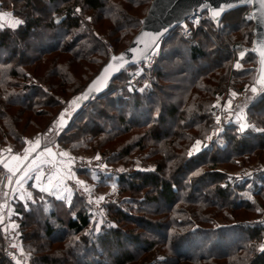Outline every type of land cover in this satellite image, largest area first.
<instances>
[{"label": "trees", "instance_id": "1", "mask_svg": "<svg viewBox=\"0 0 264 264\" xmlns=\"http://www.w3.org/2000/svg\"><path fill=\"white\" fill-rule=\"evenodd\" d=\"M2 1L4 6L12 5L14 15L24 22L14 28L0 29V66L8 68L4 73L0 68V143L20 144L29 131H42L50 137L54 132L53 121L62 111L60 99L68 93L69 96L79 93L89 81L80 85L89 67L100 66L105 59L99 39L92 38L78 19L70 17L71 7H78L82 13L89 12L91 24L97 26L100 37L112 39V44L117 46L114 51L118 53L138 31L145 14L143 8L148 7L151 0ZM245 12L249 10L238 8L228 12L217 26L202 20L190 41L184 40L177 28L174 29L162 43L153 73L165 87L154 94V88L149 93L145 90L128 93L124 85L114 88L117 81L127 83L123 71L111 82L108 91L86 105L57 138L74 152L79 146L89 147V143L101 136H106L102 142L106 145L133 130L139 131L134 142L126 139L120 145L115 161H127L134 152L142 164L149 160L154 168L136 170L130 175L119 174L116 184L120 193H125L126 189L135 194L145 192V199L140 203L144 207L161 204L162 208L152 213L160 219L134 221L139 217L133 219L127 211L109 203L104 208L99 233L93 229L90 233L87 231L86 236L84 233L91 223L82 200L75 196L65 205L48 198L45 203L32 205L29 212L20 210L19 228L24 248L31 247V253L35 252L31 264H74L73 253L79 249L81 253L100 249L98 257L103 258V249L106 253H112L115 246L123 249L120 234L136 249L123 250L112 259V264H151L153 257L148 256L157 253L165 255L159 261L162 264H264V250L260 248L264 244V224L238 223L234 220L241 215L233 213L254 214L257 208L263 211L264 176L260 175L259 180L263 183L253 186V201H250L242 196L236 198L234 192L247 191L241 183L235 182V189L231 191L227 175L215 171L225 162L233 164L239 157L248 158L245 154L255 155L254 152L264 149V131L249 129L237 134L236 129L228 128L223 132L222 142L216 139L193 157L183 153L191 140L204 138L208 133L211 116L207 112L211 113V107L207 103L214 94L227 85L236 91L246 82H254L256 71L249 66L250 60H256L253 54H245L240 60L241 68H231L237 59L234 53L240 47L237 42L248 47L252 44L251 17ZM234 14H238V19L228 21ZM122 91L126 97L121 95ZM159 96L162 99L158 101ZM153 101L158 104L160 115L151 123L148 116ZM113 113L117 116L116 122L105 131L97 121L99 118L108 120ZM247 114L253 125L264 129V94H258ZM43 117L46 120L40 123ZM49 128H52L50 133ZM204 166L213 171L194 177L193 173ZM190 175L192 182L188 186L183 181ZM177 203L182 205L174 211ZM176 215L187 217L177 219ZM218 215L229 223L211 231L193 225L210 223ZM107 219L155 231L147 236L146 232L144 235L133 231L125 234ZM39 224L42 238L49 244L55 242L61 246L49 248V245L38 244L34 240L37 229L33 228H38ZM189 225L191 227L184 231ZM58 233L79 239L67 242L65 237H56ZM157 247L165 249H155ZM59 256L62 258H56ZM98 257H91L82 264H102ZM0 264L11 263L0 256Z\"/></svg>", "mask_w": 264, "mask_h": 264}, {"label": "rangeland", "instance_id": "2", "mask_svg": "<svg viewBox=\"0 0 264 264\" xmlns=\"http://www.w3.org/2000/svg\"><path fill=\"white\" fill-rule=\"evenodd\" d=\"M2 2L3 1L0 0V10H3V9L7 10L8 13H10L13 16V19H14L13 24L15 21L21 20L20 18H18L14 15L13 10H12L13 9L12 5L4 6L2 4ZM73 7H75V6H73ZM77 8L78 7H76L75 9H77ZM143 10H144L143 12L146 13L147 7L143 8ZM75 14H76V19H78L79 22L82 23L83 26L87 29V33L90 34L92 38L94 37L95 39H99V43L101 44V47H102L103 52L105 54V59L103 60L101 65L100 66L98 65L96 67L91 65L86 72L87 77H83L82 78L83 80L80 79V85H83L88 80H90L97 73L99 68L106 62L109 53H108V50L105 48V45L106 44L111 45L113 49H114V47L117 48V46L114 43H113L114 45L112 44V39L107 38V37H105V38L100 37L101 33L100 32H99L100 34L98 33L99 30H97L98 29V28H96L97 26L95 27V26H93V24H91V19H89V18H91V14L89 12L88 13H82V11L80 10L79 12L76 11ZM77 14H78V17H77ZM246 14L248 15L249 13L247 12ZM237 17H238V14L237 15L234 14L232 17H230L228 19V21H230V19H232V21H235V19L236 20L238 19ZM1 22H2V18L0 16V25H1ZM12 28H14V27H12ZM80 32L81 31L79 30L78 33H80ZM163 41H164V39L158 45V48H157L160 51H161ZM242 43L240 41L237 42V44H240V47L238 48L237 51H235L236 55L234 53V56L237 57V59L235 62L232 63L231 68L236 69L234 67V65L237 62H239L243 66V63L240 60L246 57L245 54L247 52H249L251 44L248 47ZM206 50H208V48ZM240 52H244L243 57H241L239 55ZM114 53H117V52L114 51ZM249 63H250L249 66H251V68H254V70L256 71V68H257L256 60L254 61L252 59V60H250ZM0 68H1L2 73L6 72L8 70L7 66H5V65L0 66ZM256 74H257V71L255 72V77H256ZM88 76H90V77H88ZM251 76H252L251 78H254L253 75H251ZM253 80H255V79H253ZM250 81L239 86L236 91L227 85V87H225L222 91H217L214 94V97L211 99V101L209 103H207L211 107V113H209L210 111L207 112V114L208 115L210 114V116H211L209 131L204 138H194L193 140H191L188 143L189 145L187 146V149L185 151H183V153L185 152V155L187 157H189L187 155L188 151L192 148V146L196 140L201 141L200 152L203 151L204 149H206L209 145H211L216 139H217V141L222 142L223 132H225L226 130H224L222 133H219V134H218V132L216 133V131L214 130L213 107L215 104H218V106L221 105L220 108H222L223 105L226 106L228 104V102L231 101V106H230V108H228L229 112H230V111H232V110H230L231 107H233L234 102L238 98L239 101L237 103L236 109L238 112H241V113L243 112V114H244L243 117L246 116L247 122L250 125L245 131H247L249 129H254L256 132L261 131V130H259L261 128H257V124L253 125V123L250 122V120L248 118V114H247V109H248L249 105H251V103L253 104L255 102V98L258 96V94H262V93H258L257 89H256L255 93L252 92V88L254 87V85H253L254 82L251 83ZM153 84H155L156 86L154 85V87H153ZM123 85H124L125 89L128 91V93H130L128 88L125 86L126 80H121L120 82H118V81L115 82L113 84V87L118 89V88L122 87ZM161 87H165L164 84L159 79L156 80V78L153 77V78H151L150 82H148V84H146V87L143 88V91L145 90V92L149 93V91H151L154 88L153 89V94H154V93H157ZM232 92H236L237 95L235 97H233L231 95ZM124 93L125 92L122 91L121 95H125ZM141 93H142V91H141ZM69 95L70 94L68 93L64 96V98L60 99V103H63V105H61L62 111L67 109V102L72 97V95L71 96H69ZM125 97H126V95H125ZM159 99H162V96L157 97L158 101H159ZM152 103H154V105L152 106V108H151V106H149L150 110H149V116L148 117L150 118L151 123H154V121H156L157 117H159V115H160V110L158 109V104H155L154 101ZM231 114H232V112H231ZM116 117H117L116 114L113 113L112 116L110 117V118H113V120H110V118L108 120H105V119L101 120V118H99L97 122L99 123V125H103V129L105 131H107L108 127L113 126V124L116 122V120H115ZM45 120H46L45 117L41 118L40 123L45 122ZM239 123H237L238 126H239ZM151 125H153V124H151ZM230 128L236 129L237 134L238 133L242 134L245 132V131L244 132L238 131L239 127L236 128V127L232 126ZM55 132H56V129L54 128V132L51 133V136L46 137L42 133V131L37 132V133L29 131V133H27L22 138V141L20 144H17L15 142H11V141H7L4 143H0V146L11 145L13 151H11L10 155H17V154H21V153L24 154L23 148H25V147L31 148V145H32V143L26 144V142L24 140L32 138L33 142L39 141V148H37L36 152H33L31 154V156L29 157V158H33L34 156H36L37 152H42L44 147H47L48 143L53 142L54 139H56L55 138ZM138 133H139V131L133 130L128 135H125V136H122L118 139H115V140H113V142L107 143L106 145H104V144L102 145V142L105 141L106 136H103V137L101 136V137L93 140L91 143H89V145H90L89 147L84 148V146L83 147L79 146V148H77L74 152L71 151L70 149L66 148L62 144H60L58 142V140L56 139V143L61 147L62 151L68 154L67 160L71 159L73 157V158H77L78 161H80V162L92 163L91 169H89V170H82V169L76 170L75 169L76 163L71 164V169L73 168L72 171L75 172V178L71 179V180H73L75 182V180H77L76 177L78 174L82 178L84 176H87V175L94 177V176H92V174L95 176L99 174V177L97 179L93 178L94 179L93 182H88L86 179H83L82 181H84V185L80 186L83 189L87 200L88 201H89V199L92 200L91 204L89 202H88V204H86L84 202V200L82 199V197H80L78 194H73V197H72V199H73L75 196H78V198H80L82 200L81 204L84 205V207L86 208V211L88 212V215H90L89 218H90L91 225L89 226L90 228L89 227L87 228V230L85 231L86 233H84V235H86L88 233L87 231H89V233H90L93 229H95V223L94 222H101L102 221V217H103L104 211H105L104 208L109 203H112L116 207L121 208L124 211H127L128 214H131L130 216H132L133 219H135V217H139L138 219H136L134 221L143 220V221L155 222L160 217V216L155 217L152 213L154 212L155 209L162 208L161 204H159V205L158 204L157 205L151 204L149 206L144 207L140 203H142V200L145 199V196H144L145 192L135 194V193H132L126 189L125 193H120L118 185L116 184V179H117L119 174L130 175L136 170H146V169L152 170L154 168V165L149 160H145L146 162H144L142 164V162L138 159V156L136 155V153L133 154L134 152L132 153V155L130 157H128L127 161H126V159H123L121 161V163L116 162L117 160H116L114 155H117V150L119 151L120 145L123 144L126 139H130V141H133L136 138L135 135H137ZM39 134L42 135V138L40 140L33 139V138H35V136H37ZM216 134H218V135L215 138V140L208 139V137L212 138V136H214ZM40 148H42V149H40ZM200 152H198V153H200ZM198 153H194L193 156L197 155ZM254 154L255 155L245 154L246 156H248V158L239 157L236 160L237 164L236 163L231 164V162H225L223 165H219L215 169V171L225 173L227 175V180H228L227 184H229L228 187L230 188L231 191H233V189H235L233 187V185L236 183H238V184L241 183L240 186H243L247 189L249 194L247 191L234 192L236 194L237 199L244 197L245 199L253 201V198L252 199L248 198L249 196L252 195L251 192L254 188L253 186H259L261 183H263L259 180H261L260 175L264 176V149L258 150L256 152H254ZM97 155H99V157H100L99 160H97L95 158ZM91 161H93V162H91ZM100 161H102L101 164H100ZM101 165H104L106 167L102 168ZM119 169H123V171H118ZM110 170H114L118 174L108 175ZM3 171L7 172V170L1 169L0 174ZM204 171L205 172L206 171H213V169H211L208 166L201 167V168H199L198 171L195 172L194 177L199 176V175H203L205 173ZM99 178H102L103 180H101ZM191 178H192V176L190 175L188 178H186L183 181V183L188 184V186H189L190 183L192 182V180H190ZM14 179L15 178H13V180ZM113 184L116 185L115 190H113V187H112ZM224 186H225V184L222 185V187H224ZM10 187H11V183L8 182L7 190H6V192H4L2 194L4 197L3 200L5 201V205L8 206L9 211H5L4 213H2L1 212L2 210H0V213H1L0 214V222L5 217H7L8 218V221H7L8 224L10 226L16 228L17 231L20 233V235H21V237H20L21 238V247L18 250H19V253L22 255V258H23L22 264H31V259L34 257V256L32 257V255L33 254L35 255V252L31 253V250H30L31 247L27 249L28 246L27 247L25 246V248H24L23 240H22V232H21V229L19 228V220H20L19 217H22V214L16 213V211L13 207V206H15V204H13L14 200L10 197V194L12 193ZM85 187H87L88 191L84 190ZM202 187H203V184H202ZM5 193H7V195H5ZM99 196H104V200L100 201L99 203H96V198H98ZM47 198H50V197H47ZM47 198L45 200L40 198L39 200L35 201V204L45 203ZM9 199H10V201H9ZM258 204L260 206H262L261 203H258ZM181 205H182L181 203L175 204L174 205V211L178 210ZM9 207H11L12 209H9ZM205 213H206V211L204 212V214ZM233 213L238 215V216L241 215L240 218H238L237 220H234L238 223L240 221H245V222H249L251 224L254 222L264 224V223H261V221H264V209H263V211H260V212L256 211V213H254V214L248 213V214L243 215L242 212H240V213L233 212ZM175 217L177 219H185L187 216L185 217V215H176ZM108 219H107L108 223H110L112 226L114 225V227L118 228L121 232L125 231V234H127L126 232H128V231L129 232L133 231L134 234L144 235L143 233L146 232L145 236H147L148 233L152 234L155 231L152 229L149 231L148 230L147 231L142 230V228H141L142 226H140V225H134V224L124 223V222L123 223H121V222L117 223L116 221H111V220L109 221ZM211 222L210 223H193V225H194V227H200V228L208 229V231H211L217 227H220L221 225H224L225 223H229L228 221L224 222L223 219L219 217V215L217 216V218H214L213 220H211ZM39 226L41 227V225L39 224L38 228H36V227L33 228V230L37 229V231H35L34 240H36V242L38 244L40 243V245H41V243H43L44 245H49V248H57V247L61 246L60 244H57L55 242L49 244L48 243L49 241L47 239H45L44 237L42 238L43 233H42L41 229H39ZM190 227H191V225L187 226L184 231H186ZM194 227H192V228H194ZM180 231H181V229H180ZM61 236L65 237V240L67 242L76 240L75 239L76 237H73V236L65 234V233L64 234L58 233L56 235V237H61ZM119 237H120L121 244H122L121 246L123 247V249H118L115 246V248L111 251L112 253H109V252L106 253L105 250L103 249V251H104L103 252L104 253L103 258L101 256H99L100 258L98 257V254H100V249H94V251L92 249H89V253H87V252L81 253L80 252L81 249H79V251H75L73 253L74 257L72 259L75 262L74 264H82L86 261H90L91 257L95 258V259H97V257H98L101 261H103L102 264H112L111 263L112 259L116 258L117 255L120 252H122L123 250H129L131 252L135 251V249H136L135 246H132L130 244V242H128V238H125L121 234ZM32 240H31V242H33ZM62 246H63V244H62ZM189 248H191V247H189ZM155 249H165V248L157 247ZM47 250H49L50 252L53 251V249H47ZM49 254H51V253H49ZM4 255H5V249L3 248V240L0 238V256H3V258H5ZM106 257H107V260L105 259ZM148 257H153L152 260H154V261H152L151 264H162V263H159V261L164 259L165 255H163V253H157L153 256L149 255ZM56 258H62V257L59 256ZM144 258H146V256ZM64 263L70 264L69 262L68 263L64 262ZM180 264H182V263H180Z\"/></svg>", "mask_w": 264, "mask_h": 264}, {"label": "water", "instance_id": "3", "mask_svg": "<svg viewBox=\"0 0 264 264\" xmlns=\"http://www.w3.org/2000/svg\"><path fill=\"white\" fill-rule=\"evenodd\" d=\"M230 5V6H229ZM221 6L224 10L219 17V22L222 17L231 11L238 8H248L252 22V39L249 54H253L257 61V74L254 80V87L257 90H264V84L259 83L260 76L264 72V57L260 55L264 51V0H249V2L241 3L240 0H151L145 15L140 19L138 31L132 36L128 45L118 53L111 52L108 54L106 62L99 68L97 73L86 83L82 90L72 96L67 102L66 125L70 123L74 117L81 112L86 105L103 96L113 80H115L123 71L132 67L146 59L144 53L147 51V56L153 51L151 48L146 49V44H151L153 36H142V33L159 34L156 37V44L159 45L167 35L176 29L183 21L190 17H196L203 13H207L210 18L212 9H219ZM214 26L218 24L213 22ZM134 49L135 51H132ZM123 55L127 63L124 64L119 71H112L107 75L104 83L99 85L100 91L88 92L89 86L94 80L103 73L104 68L112 63L115 65L117 61H113L112 57L119 58ZM82 93H88L86 99H81L75 107L71 102L79 97ZM49 131V130H48ZM52 131H49V133Z\"/></svg>", "mask_w": 264, "mask_h": 264}, {"label": "snow or ice", "instance_id": "4", "mask_svg": "<svg viewBox=\"0 0 264 264\" xmlns=\"http://www.w3.org/2000/svg\"><path fill=\"white\" fill-rule=\"evenodd\" d=\"M241 3L249 2V0H240ZM230 6V5H229ZM224 10V7L221 6L219 9H212L210 12V18L213 20V22L219 24V17L221 16L222 12ZM77 12L80 11L79 8L76 9ZM91 19V18H89ZM24 21L23 20H18L15 21L12 27H15L17 24H22ZM186 27V26H185ZM153 36V40L151 44H146L145 48L149 49L151 48L153 51H155V48L158 47L156 44V37L159 36V34H149V33H142V36ZM132 51H135L132 49ZM145 57H147V51L144 53ZM239 55L241 57L244 56V52H240ZM262 57H264V51L260 53ZM113 61H117L115 65L112 63H109L103 70V73L101 74L100 77L97 78V80H94L92 84L88 88V92L100 91L99 85L101 83H104L107 79V75L112 72V71H119L120 68L124 66L127 61L124 59L123 55H121L119 58L116 56L112 57ZM235 68L239 69L242 67V65L237 62L234 65ZM259 83L264 84V72H262L260 76ZM131 90V89H129ZM47 91V89H45ZM143 91V89H141ZM252 92H256V88H252ZM231 95L235 97L237 95L236 92H232ZM88 97V93H82L79 97H76L72 102V106L75 107L79 104V101L81 99H86ZM231 106V101L228 102V104L225 106L226 108H230ZM215 107V106H214ZM68 110L65 109L59 114V118L57 120L53 121V127L56 129L57 132L61 131L65 126H66V112ZM231 114V113H230ZM217 124L220 123V117L216 116L215 117ZM238 120L240 121L239 123V128L238 131L244 132L250 125L247 122L246 116L244 117H238ZM254 127V126H253ZM261 131H264V129H259ZM49 131H52V128H49ZM218 131V130H217ZM208 139H211V137H208ZM37 148H39V141H35L32 143V147L28 148L25 147L23 148L24 155L23 157L17 156V155H10L7 159H0V165L4 169L7 170L9 173L8 175V181L9 183L12 182L13 178H15V184L18 185L20 188L24 187V184L27 180L32 179L34 183L31 185V187L38 189L40 192L44 193L47 192L50 195L53 192L59 193L62 189L65 191L69 192V195H71L70 190L67 188V185L65 184L66 180H71L75 178V172L72 171L71 169V159H68L64 161L65 164L68 165L67 168L63 166V164H60V166L57 167V164H59L58 161H56L55 157H67L68 154L65 152H59V153H54L50 147H44L42 152H37L36 156H34L31 160H29L30 155L33 152H36ZM201 150V141L196 140L195 143L193 144L192 148L188 151L187 155L189 157H192L194 153H198ZM8 151L11 153V149H8ZM43 157V158H42ZM97 160L100 159L99 155L95 157ZM29 161L27 165L24 167H19L21 161ZM11 161H15L16 163L13 164ZM45 163H52L53 166L56 168L55 172L48 171L47 173L45 172L43 165ZM101 167H106L104 165H101ZM118 171H123V169H119ZM195 175V172L193 173ZM75 183L78 186H83L84 181L82 180H75ZM113 190L116 189V185H112ZM85 191H88L87 187L84 188ZM15 192V189H14ZM7 195V193H5ZM23 199V197H21ZM249 199H252L251 196L248 197ZM27 199H32L31 194L29 193L27 196ZM104 200V196H99L96 198V203H99L100 201ZM90 204L92 203V200L89 199L88 201ZM2 207V205H0ZM257 212H260L261 209L257 208ZM95 223V231L99 233L100 231V223L101 222H94ZM261 223H264V221H261ZM114 226V225H113ZM75 239H79L76 237ZM261 250H264V244L260 246ZM18 264V262H17Z\"/></svg>", "mask_w": 264, "mask_h": 264}, {"label": "built area", "instance_id": "5", "mask_svg": "<svg viewBox=\"0 0 264 264\" xmlns=\"http://www.w3.org/2000/svg\"><path fill=\"white\" fill-rule=\"evenodd\" d=\"M76 7H71V11H70V17L75 18L76 19V14H75V9ZM0 16L2 18V22L0 25L1 29H5V28H12L13 25V16L8 13L7 10H0ZM78 17V14H77ZM202 20L205 21H211L208 14L207 13H203L199 16L196 17H190L188 19H186L185 21H183L178 27H177V33L184 39L187 41H190L192 39L193 34L197 31V29L200 26V22ZM186 26V27H185ZM105 48L108 50V53L114 52V49L112 48L111 45H105ZM158 48V47H157ZM157 48H155V51H152L144 61L132 66V67H128L124 70L126 76H127V83H126V87L131 90L130 93H141V89H143L144 87H146V84H148V82H150L151 78H153V73H154V69H155V65L156 62L158 60L159 54H160V50H158ZM258 93H262L264 94V90H258ZM223 101V100H222ZM238 98L236 99V101L233 104V107H231L229 112V109L225 107V105H223L222 108H220V106H218V104H215L213 107V117H214V130L216 131V133H222L224 130H227L228 128L234 126V127H239L237 125V123H239L240 121L238 120V117H243V112H238L237 111V103H238ZM224 102V101H223ZM232 112V114H230ZM219 116L220 117V123L217 124L215 117ZM218 130V131H217ZM62 130L59 132H55V138L57 139L58 136L61 134ZM212 136L211 139L215 140V138L217 137V135ZM42 138V135L39 134L37 136H35V140H40ZM56 139H54L53 142H50L47 144V147H50L52 149V151L54 153H59V152H63L61 147L56 143ZM27 143H33L32 138L30 139H25L24 140ZM8 149H11V151H13L12 146L11 145H7V146H0V159H7L10 155V152L8 151ZM42 149V148H40ZM19 156L23 155V153L21 154H17ZM72 163L75 165V169L76 170H89L91 169L92 163H84V162H80L78 161L77 158H71ZM93 162V161H91ZM102 161H100L101 164ZM0 167H2V165H0ZM73 169V168H72ZM113 174H118L116 171L114 170H110L108 175H113ZM8 175L9 173L6 171H3L0 174V205H2V207H0V210H2L1 212L4 213L6 211V205H5V201L3 200V193L6 192L7 190V186H8ZM65 184L67 185V187L70 189V191L73 194H78L80 197H82V199L84 200V202L86 204H88V200L85 196V193L83 191V189L78 186L73 180H66ZM4 201V202H3ZM10 201V199H9ZM8 218L5 217L1 222H0V238L3 240V248L5 249V259L9 262H11L12 264H22L23 262V258L22 255L19 253L20 247H21V235L20 233L17 231L16 228L10 226L8 224Z\"/></svg>", "mask_w": 264, "mask_h": 264}, {"label": "crops", "instance_id": "6", "mask_svg": "<svg viewBox=\"0 0 264 264\" xmlns=\"http://www.w3.org/2000/svg\"><path fill=\"white\" fill-rule=\"evenodd\" d=\"M31 147H32V145H31ZM23 155H21L20 157H23ZM17 156H19V155H17ZM31 159L32 158H29V160H31ZM55 159H56V161L59 162V164H57V167L60 166V164H63V166L65 168L68 167V165L64 163V161L67 160V157H59V156H56ZM28 162L29 161H23L22 160L21 163H20V165H18V166L19 167H24L25 165L28 164ZM11 163L15 164L16 162L15 161H11ZM43 168H44V170H45L46 173L48 171L55 172V170H56V168L53 166L52 163H45L43 165ZM1 169H4V168L3 167H0V170ZM92 176H94V177H91V176L87 175V176H84L85 178L84 177L82 178L78 174L77 177H76V179L77 180L86 179L88 182H93L94 181L93 178H96L97 179L99 177V174L96 175V176L92 174ZM99 179L103 180L102 178H99ZM33 183H34V181L32 179H29V180H27L25 182L24 187L23 188H20L18 185L15 184V179L11 182V187L10 188H11L12 193L10 194V197L14 200L13 201V204H15V206H13V207H14L16 213H21L20 210H25L26 212H29L30 211L29 210L30 207L32 205L35 206L36 205L35 204V201L39 200L40 198H42V199L45 200L47 197H50V198H53L56 201H59V202L64 203L65 205H69L71 203V200H72V197H73V193L71 191H70L71 192V195H69V192L68 191H65L63 189L59 193L53 192L50 195L47 192L42 193L38 189L31 187V185ZM14 189H15V192H14ZM29 193L31 194L32 199H27V196H28ZM21 197H23V199ZM6 207H7L6 208V211H9L8 210V206H6ZM9 209H12V208L9 207ZM19 218H21V217H19Z\"/></svg>", "mask_w": 264, "mask_h": 264}, {"label": "bare ground", "instance_id": "7", "mask_svg": "<svg viewBox=\"0 0 264 264\" xmlns=\"http://www.w3.org/2000/svg\"><path fill=\"white\" fill-rule=\"evenodd\" d=\"M157 48V47H156Z\"/></svg>", "mask_w": 264, "mask_h": 264}]
</instances>
